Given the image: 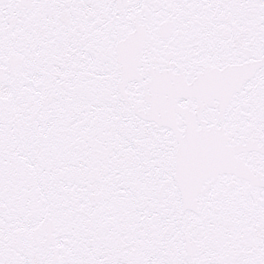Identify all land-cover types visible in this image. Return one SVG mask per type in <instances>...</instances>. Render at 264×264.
Listing matches in <instances>:
<instances>
[{
  "label": "snow or ice",
  "instance_id": "1",
  "mask_svg": "<svg viewBox=\"0 0 264 264\" xmlns=\"http://www.w3.org/2000/svg\"><path fill=\"white\" fill-rule=\"evenodd\" d=\"M0 264H264V0H0Z\"/></svg>",
  "mask_w": 264,
  "mask_h": 264
}]
</instances>
